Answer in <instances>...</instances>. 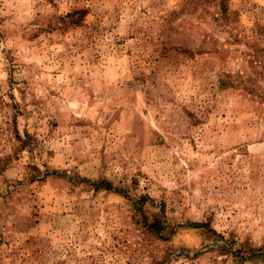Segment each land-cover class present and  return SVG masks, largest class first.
<instances>
[{"label":"rangeland","instance_id":"374dc122","mask_svg":"<svg viewBox=\"0 0 264 264\" xmlns=\"http://www.w3.org/2000/svg\"><path fill=\"white\" fill-rule=\"evenodd\" d=\"M0 264H264V0H0Z\"/></svg>","mask_w":264,"mask_h":264},{"label":"trees","instance_id":"16d2710c","mask_svg":"<svg viewBox=\"0 0 264 264\" xmlns=\"http://www.w3.org/2000/svg\"><path fill=\"white\" fill-rule=\"evenodd\" d=\"M94 186L96 189L113 190V187L107 183L94 184ZM143 202L144 200L141 201V204H143ZM148 226L153 232H161L164 230V227L159 223H151L148 224ZM195 226H199V225H195Z\"/></svg>","mask_w":264,"mask_h":264}]
</instances>
